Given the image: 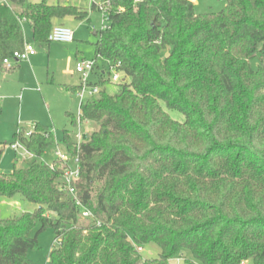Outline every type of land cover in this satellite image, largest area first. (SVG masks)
<instances>
[{"label": "trees", "instance_id": "16d2710c", "mask_svg": "<svg viewBox=\"0 0 264 264\" xmlns=\"http://www.w3.org/2000/svg\"><path fill=\"white\" fill-rule=\"evenodd\" d=\"M54 1L0 2V71L16 68L2 61L22 51L23 23L32 41L50 43L56 22L89 21ZM223 1L197 14L195 0H109L94 60L129 80L109 94L100 87L110 79L93 71L98 93L78 118L65 113L71 126L96 125L79 142L69 129L56 142L40 123L14 134L33 160L0 172V198L36 207L0 215V264H33L46 228L60 238L49 264H264V0ZM56 143L78 159L75 196L92 220L65 192L64 164L37 161ZM151 244L157 257L143 259Z\"/></svg>", "mask_w": 264, "mask_h": 264}, {"label": "rangeland", "instance_id": "374dc122", "mask_svg": "<svg viewBox=\"0 0 264 264\" xmlns=\"http://www.w3.org/2000/svg\"><path fill=\"white\" fill-rule=\"evenodd\" d=\"M36 1V0H31ZM56 1V0H55ZM54 1V2H55ZM92 0H59L61 4L76 5L89 12V21H70V25L74 28L75 38L73 44L57 46L54 43H38L34 42L30 36L28 25L23 23V31L25 42L30 44L37 53L39 58V65L37 73L40 82L35 83L34 93L31 96L28 93H23L21 100L18 99V92H12L11 99L8 101V108L0 103L3 110L0 112V172L9 173L13 169V162L17 166L25 167L33 160V157L27 158L20 154L22 150L16 153L11 149L10 145L16 143L14 134L21 131H32L35 122H39L51 129L56 142L62 138V131L69 129L74 141L79 142L81 135L90 133L96 125L94 123L78 122L71 126L69 119L65 116L66 110H71L73 115L78 118L80 98L77 94L72 97L65 94L61 87L62 82H81V78L75 73V58L78 56L85 61H94V70L104 71L105 79L109 78L110 82L101 86L109 94L118 92L119 83L128 81L121 73L118 74L117 81H111L112 75L116 74L113 69H108L101 58L94 60L93 43L96 40L95 31L102 28L103 18L101 11L91 10ZM2 2V0H0ZM225 2L223 0H195L194 10L197 14L207 12H218L223 8ZM63 22V21H62ZM69 25V23L63 22ZM69 49V51H68ZM27 60H21L19 65L21 68L27 67L24 77H12V81L8 85L15 83L14 87L18 89V80H24L29 77V69ZM252 66L255 68V61H252ZM14 72H0L1 75H12ZM2 80V79H1ZM73 80V81H69ZM90 82L96 81L94 76H90ZM15 89V90H16ZM0 96H4L2 91ZM16 96V97H15ZM43 97V98H42ZM5 98V97H4ZM169 114L172 118L183 121V115L175 110H170ZM78 120V119H77ZM61 149V148H60ZM20 152V153H19ZM21 155L23 158H21ZM56 159L54 148H49L42 158H38V162H45L51 164ZM36 205L20 199L19 197L0 198V215L4 218L20 215L23 212L33 211ZM39 227L37 224L30 232L34 234ZM53 246H56L55 236L51 228H46L38 235V242L36 247L28 252V258L33 264H49L47 256ZM143 259L156 258L158 255V248L155 245H149L141 251ZM174 264H181V260L174 259L171 261Z\"/></svg>", "mask_w": 264, "mask_h": 264}, {"label": "built area", "instance_id": "2783aa9c", "mask_svg": "<svg viewBox=\"0 0 264 264\" xmlns=\"http://www.w3.org/2000/svg\"><path fill=\"white\" fill-rule=\"evenodd\" d=\"M194 1V0H189ZM92 4L99 6L101 11L103 23L102 27L106 26L108 16L106 14L105 6L109 4V0H92ZM74 39V32L63 25H54L48 33L47 40L50 43H70ZM35 54V49L28 43L24 42L22 51H14L10 57L3 59L2 63L5 67L10 68L12 63L15 61L27 60L30 56ZM94 61H85L79 59L75 63V72L81 78V88L76 92L80 98V102L87 97H91L98 93L99 88L97 86H90L89 78L92 76L94 71ZM112 69V68H110ZM112 81L118 80V74H114L111 77ZM33 131V129H32ZM32 131L25 132V136H29ZM13 150H22L23 153L31 155L19 142L13 143L10 145ZM56 159L61 161L64 164V169L62 172V183L65 192L70 195L76 202L78 206L81 207V219H93V214L90 210L81 205L78 199L75 196L74 182L79 178V164L78 159L74 156L69 155L64 152L58 144L54 146ZM60 238H55V243H59Z\"/></svg>", "mask_w": 264, "mask_h": 264}, {"label": "crops", "instance_id": "0c3cea01", "mask_svg": "<svg viewBox=\"0 0 264 264\" xmlns=\"http://www.w3.org/2000/svg\"><path fill=\"white\" fill-rule=\"evenodd\" d=\"M66 22V23H69V25H64L63 24V22ZM70 21H76L75 19H73V18H70V17H68V18H64L63 20H60V21H58V22H56V24L55 25H63V26H65V27H68V28H70L73 32H74V28H72V26L70 25ZM24 24H26V25H28L27 23H24ZM22 27H23V25H22ZM29 28V27H28ZM24 32V31H23ZM95 33V32H94ZM74 38H75V32H74ZM24 40H25V38H24ZM73 42H74V39H73V41L72 42H70V43H54L55 45H57V46H63V45H70V44H73ZM47 44H51V43H47ZM68 51H69V49H68ZM79 59H81V58H79L78 56H76V58H75V63H76V61L77 60H79ZM19 63H20V61L19 62H13L12 64L14 65V66H16V68L15 69H13V70H5V71H0V72H14L12 75H1V77H0V92L2 91V93L4 94V96H0V103L3 101V105H4V107H7L8 108V101H9V99H11V95H12V92H14V91H19L18 92V99L19 100H21V96H22V94L23 93H28L30 96H31V93H34V86L36 85L35 83H38V82H40V79H39V75L38 74H36L37 73V67H38V65H39V58H37V53H36V51H35V54L34 55H32V56H30L29 57V61H28V67L30 66L31 68L29 69V71H30V73H29V77H28V79L25 77V79L23 80H18V79H16L15 78V81H16V83L18 84V89H16L15 87H14V84L15 83H12V84H10V85H8L9 84V82L10 81H12V77L11 76H13L14 74H16L15 76H20V77H24L25 76V74H26V72H27V70H26V68L27 67H23V68H21V66L19 65ZM76 73V72H75ZM2 79V80H1ZM69 81H73V80H69ZM41 83V82H40ZM80 84V82H62V85H61V87L63 88V90H64V92H65V94H67V96H69V97H72V95H75L76 93H72V92H69V91H67L66 89H65V85H71V86H78ZM16 89V90H15ZM25 93V94H26ZM5 97V98H4ZM16 97V96H15ZM43 98V97H42ZM80 104V103H79ZM79 109V108H78ZM3 110V108H2V106H0V112ZM66 112H70V113H72V111L71 110H66L65 111V113ZM64 113V114H65ZM73 114V113H72ZM66 116V115H65ZM35 123H39V122H35ZM41 124V123H40ZM43 125V124H42ZM45 126V125H44ZM12 149V148H11ZM15 151V153L18 151V150H14ZM20 153V152H19ZM20 154H22V155H24L26 158H27V156L28 157H30V158H32L33 157V155L31 154V155H28V154H25V153H23V152H21ZM21 155V158H23V156ZM13 166L14 165H17L16 164V162L14 161L13 162V164H12Z\"/></svg>", "mask_w": 264, "mask_h": 264}]
</instances>
